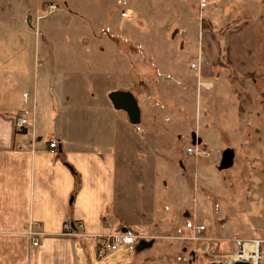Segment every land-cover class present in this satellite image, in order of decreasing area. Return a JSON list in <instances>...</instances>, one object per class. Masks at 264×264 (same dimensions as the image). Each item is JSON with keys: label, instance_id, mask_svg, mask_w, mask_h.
I'll use <instances>...</instances> for the list:
<instances>
[{"label": "rangeland", "instance_id": "obj_1", "mask_svg": "<svg viewBox=\"0 0 264 264\" xmlns=\"http://www.w3.org/2000/svg\"><path fill=\"white\" fill-rule=\"evenodd\" d=\"M220 4L226 10L218 5L210 10L201 0H0L3 100L15 104L32 91L35 72L42 70L35 64L43 66L49 44L62 60H98L107 86L134 95L141 124L149 127L155 121L152 132L168 150L163 156L172 159L164 163L167 170L157 180L160 200L170 205L168 211L159 208L162 220L176 217L175 225L158 220L157 228L143 232L142 239L154 244L142 252L130 255L119 244L112 256L98 260L94 251L89 262L81 254L80 264H211L203 253L205 242L182 240L187 238L180 228L186 211L205 227L202 236L213 239L206 241L213 255H233L234 238H264V82L235 83L218 67L200 79L211 84L206 88L197 85L198 72L189 67L203 44L201 21L220 28L239 16L232 17V1ZM49 5L57 8L48 10ZM195 123L212 152L209 158L183 154ZM206 130L212 134L208 141ZM226 149L234 152L233 165L219 171ZM162 181L168 189H162ZM175 229H181L179 235ZM261 254L264 264V246Z\"/></svg>", "mask_w": 264, "mask_h": 264}, {"label": "crops", "instance_id": "obj_2", "mask_svg": "<svg viewBox=\"0 0 264 264\" xmlns=\"http://www.w3.org/2000/svg\"><path fill=\"white\" fill-rule=\"evenodd\" d=\"M201 1L210 10L217 5L226 10L220 2L232 1V13H236L232 17L238 13L235 20L239 22L222 37L204 32L201 49L208 63L197 73V85L211 87L200 79L218 68L221 44L230 67L223 70L230 78L236 77L235 83L264 82V0ZM49 46L43 66L35 64L42 70L35 72L32 91L15 104L0 97V264H80L81 254L88 260L92 251L101 259L97 256L99 236L118 234L123 228L141 235L158 227L163 216L160 207L166 211L170 207L160 200L157 177L172 159L165 157L168 150L152 132L155 121L149 127L141 122L131 125L108 98L114 91L130 90L107 86L98 60H62ZM126 69L129 76V65ZM23 113H27L29 127L19 133L15 122ZM206 131L208 141L212 134ZM193 133L208 147L199 124L195 123ZM52 138L58 144L56 151L48 147ZM190 145L191 139L186 148ZM161 186L168 189L164 181ZM192 218L188 211L183 214L180 228L187 233L183 237L191 234L185 223H195ZM167 219L162 225L168 224ZM168 220L175 225L176 217ZM65 223L82 224L78 233L85 236H64ZM30 231L39 233L36 247ZM201 238L213 243L207 236ZM236 239L231 242L233 249Z\"/></svg>", "mask_w": 264, "mask_h": 264}, {"label": "built area", "instance_id": "obj_3", "mask_svg": "<svg viewBox=\"0 0 264 264\" xmlns=\"http://www.w3.org/2000/svg\"><path fill=\"white\" fill-rule=\"evenodd\" d=\"M48 10H55L57 7L54 5L47 6ZM207 64V57L204 55L203 50L201 49L198 53V57L195 62L190 64V69L194 72H199L201 67ZM27 113H23L20 117L16 118L15 129L17 132L22 133L27 130L29 127V122L26 117ZM196 139H200L198 135L195 133ZM201 140V139H200ZM49 149L52 151H56L58 148L57 141L55 139H51L48 145ZM185 154L193 157L195 159L198 158H209L212 155L211 150L205 145L200 144L190 145L185 150ZM185 227L188 231H190V235L185 240L193 242L197 245V243L206 244L203 247V253L207 256L208 261L211 264H236V263H245V264H260L262 260L261 249L264 246V238L259 240H249L244 241L240 239L234 240L235 244V253L233 255H213L211 253V245L210 242L207 243L203 237V232L205 231V227L203 225H196L191 221H187L185 223ZM83 230V226L80 223L75 225H71L69 223H65L63 226V235L64 236H78L84 237V234H79L78 231ZM29 237L33 239V246L36 247L38 244V240L36 237H39V233H35L30 231L28 233ZM143 237L140 234L134 235L131 232L121 233L107 236H99L98 237V245H97V256L102 258L106 255H110L118 251V245L122 244L126 247L128 254H133L136 250L137 242ZM139 243V242H138Z\"/></svg>", "mask_w": 264, "mask_h": 264}, {"label": "water", "instance_id": "obj_4", "mask_svg": "<svg viewBox=\"0 0 264 264\" xmlns=\"http://www.w3.org/2000/svg\"><path fill=\"white\" fill-rule=\"evenodd\" d=\"M112 106L117 111H123L128 118V121L131 125L136 126L140 123V109L138 107L137 100L134 95L128 91H114L108 96ZM191 144L196 145L200 144L201 140L196 139L195 133L191 134ZM234 160V152L231 149H226L221 154V160L218 165L219 171H224L232 167ZM127 231L126 228L121 230L122 233ZM154 241H145L141 240L136 246V252H142L146 249H149L153 246ZM236 264H245V263H236Z\"/></svg>", "mask_w": 264, "mask_h": 264}, {"label": "trees", "instance_id": "obj_5", "mask_svg": "<svg viewBox=\"0 0 264 264\" xmlns=\"http://www.w3.org/2000/svg\"><path fill=\"white\" fill-rule=\"evenodd\" d=\"M238 22H239V19L238 20H234L233 22H230V23L226 24L224 27L217 28V27H215L212 24V22L210 20L204 19V20L201 21V30L202 31H208L215 38H218V37H222L226 33V31L236 27ZM224 52H225V46H224V44H221V47H220V58L218 60V67L221 68V69H228L229 70L230 67L225 62V59H224ZM231 79L233 81H236V77L235 76H232ZM262 95L264 96V94H262ZM262 104L264 105V98L262 100Z\"/></svg>", "mask_w": 264, "mask_h": 264}]
</instances>
